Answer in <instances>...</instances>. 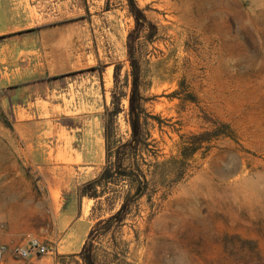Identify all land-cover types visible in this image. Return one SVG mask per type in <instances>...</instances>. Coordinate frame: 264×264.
Instances as JSON below:
<instances>
[{
  "label": "rangeland",
  "instance_id": "1",
  "mask_svg": "<svg viewBox=\"0 0 264 264\" xmlns=\"http://www.w3.org/2000/svg\"><path fill=\"white\" fill-rule=\"evenodd\" d=\"M134 2L139 27L129 0H89L112 73L98 65L85 95L94 101L72 95L40 110L98 117L102 159L76 177L92 260L264 264V0ZM130 46L143 108L137 148ZM14 121L0 102L2 240L10 248L30 238L53 245L60 226L49 189ZM124 202L122 220L105 221Z\"/></svg>",
  "mask_w": 264,
  "mask_h": 264
},
{
  "label": "crops",
  "instance_id": "2",
  "mask_svg": "<svg viewBox=\"0 0 264 264\" xmlns=\"http://www.w3.org/2000/svg\"><path fill=\"white\" fill-rule=\"evenodd\" d=\"M89 0H0V102H8L15 128L49 189L60 226L51 251L5 264H84L80 252L91 231L78 192V169L102 159L97 115L42 114L44 102H92L95 72L104 62ZM86 95V96H85ZM79 174V173H78Z\"/></svg>",
  "mask_w": 264,
  "mask_h": 264
},
{
  "label": "trees",
  "instance_id": "3",
  "mask_svg": "<svg viewBox=\"0 0 264 264\" xmlns=\"http://www.w3.org/2000/svg\"><path fill=\"white\" fill-rule=\"evenodd\" d=\"M130 5H131V11L134 13L136 22L138 24V27L140 26V18L143 17V13L137 8L134 0H129ZM132 35V33L130 34V36ZM129 54H130V59L132 62V65L134 67V77H133V83H132V90H131V95H130V124L132 127V132H133V141L134 145H132L134 148H137V145L140 143V138H141V133H142V129H141V113L143 112V108L141 106V94L139 91V78L137 75V72L135 71L136 66V62L135 59L133 58V50L132 47L130 46V50H129ZM117 73H118V69H115L114 72V77H117ZM107 136V135H106ZM99 179H96L90 183L87 184L88 187H94L96 185V182H98ZM92 196L94 197H99L100 195L97 194H93ZM127 210V203L124 202V204L122 205V207L119 209V211L112 215L111 217H109L107 220L105 221H110L113 219H118V220H122V218L124 217V213ZM92 232L93 229H91L88 239L86 241V243L84 244L80 255L83 259L84 264H94L93 260H92V256L90 253V238L92 236Z\"/></svg>",
  "mask_w": 264,
  "mask_h": 264
},
{
  "label": "built area",
  "instance_id": "4",
  "mask_svg": "<svg viewBox=\"0 0 264 264\" xmlns=\"http://www.w3.org/2000/svg\"><path fill=\"white\" fill-rule=\"evenodd\" d=\"M9 250H11L15 258L19 260H27L32 256L45 255L51 251V248L47 243L42 242L37 238H30L26 246L15 245L10 248L2 240V230L0 225V264H4L6 254Z\"/></svg>",
  "mask_w": 264,
  "mask_h": 264
},
{
  "label": "bare ground",
  "instance_id": "5",
  "mask_svg": "<svg viewBox=\"0 0 264 264\" xmlns=\"http://www.w3.org/2000/svg\"><path fill=\"white\" fill-rule=\"evenodd\" d=\"M254 24H255V22H254ZM8 155V154H7ZM13 165V164H12Z\"/></svg>",
  "mask_w": 264,
  "mask_h": 264
}]
</instances>
